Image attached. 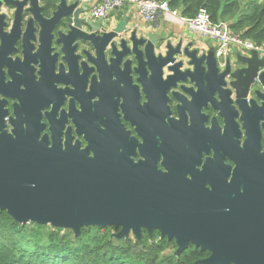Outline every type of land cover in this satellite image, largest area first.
Wrapping results in <instances>:
<instances>
[{
    "label": "flooded vegetation",
    "instance_id": "1",
    "mask_svg": "<svg viewBox=\"0 0 264 264\" xmlns=\"http://www.w3.org/2000/svg\"><path fill=\"white\" fill-rule=\"evenodd\" d=\"M40 6L39 23L29 28L19 24L16 9L0 10V120L10 132L18 115L33 121L40 112L42 137H74L83 147L114 143L136 163H155L161 176L151 181L177 189L185 205H211L216 191L224 192L227 206L264 198L263 83L256 79L246 88L242 74L233 87L232 78L220 86V75L209 71H134L133 57L130 70L117 66L102 79L92 66L59 71L63 50L78 66L87 60L84 51L95 59L96 50L72 41L70 18L57 26L48 21L51 0ZM76 29L103 44L104 28ZM105 54L109 60L110 51Z\"/></svg>",
    "mask_w": 264,
    "mask_h": 264
},
{
    "label": "water",
    "instance_id": "2",
    "mask_svg": "<svg viewBox=\"0 0 264 264\" xmlns=\"http://www.w3.org/2000/svg\"><path fill=\"white\" fill-rule=\"evenodd\" d=\"M4 6L16 9V19L19 16V24L26 28L39 23L34 11L44 9L40 0H0V10ZM88 11L79 0H57L54 5L48 21L57 26L70 18L72 41L89 43L96 50L95 59L84 51L87 60L79 66L63 50L59 71L83 72L92 66L102 79L103 71L117 66L130 70L129 57H133L134 71H209L220 75V86L229 76L233 87L239 86L242 74L246 88L256 79L264 84V58L257 51L236 52L221 68L214 47L202 50L185 39L176 43L159 39L145 27L132 25L128 16L115 26L103 19L95 21ZM78 27L93 33L104 28L103 44L98 46L94 34L81 33ZM24 58L27 61L26 50ZM12 127L10 132L0 120V210L18 224L69 230L76 238L92 227L114 228L120 240L131 235L142 240L144 230L150 235L159 231L161 239L175 241L178 257L190 245L210 252L200 264H264L263 197L249 196L242 205L227 206L224 192L216 191L211 205H185L177 189H159L151 181L161 176L155 163H136L114 143L89 142L83 147L74 137H42L45 125L40 112L33 121L19 120L18 115Z\"/></svg>",
    "mask_w": 264,
    "mask_h": 264
},
{
    "label": "trees",
    "instance_id": "3",
    "mask_svg": "<svg viewBox=\"0 0 264 264\" xmlns=\"http://www.w3.org/2000/svg\"><path fill=\"white\" fill-rule=\"evenodd\" d=\"M187 18L205 9L211 20L227 22L231 30L258 46L264 45V0H167ZM56 0H51L54 6ZM114 228H84L80 238L72 231L21 225L0 210V264H200L210 256L195 246L179 257L174 241L161 239L160 233L144 232L137 238L117 239Z\"/></svg>",
    "mask_w": 264,
    "mask_h": 264
},
{
    "label": "built area",
    "instance_id": "4",
    "mask_svg": "<svg viewBox=\"0 0 264 264\" xmlns=\"http://www.w3.org/2000/svg\"><path fill=\"white\" fill-rule=\"evenodd\" d=\"M88 6V15L95 21H109L111 14L126 6L137 9L139 16L152 28L162 23L186 27L216 49L220 67H225L226 59L235 52L250 53L257 51L264 58V45L258 46L249 39L234 33L227 22H213L205 9L194 18L183 16L179 10L170 7L167 0H79Z\"/></svg>",
    "mask_w": 264,
    "mask_h": 264
},
{
    "label": "crops",
    "instance_id": "5",
    "mask_svg": "<svg viewBox=\"0 0 264 264\" xmlns=\"http://www.w3.org/2000/svg\"><path fill=\"white\" fill-rule=\"evenodd\" d=\"M124 16L131 18L132 25L134 24L145 27L147 31L154 33V35L159 39H177V41L179 39H185V42H194L197 46L201 47L202 50H208L213 47L210 41L200 38L198 35L183 26L162 23L157 28H152L139 16L137 9L133 6H126L122 9L115 10L111 14L109 22L115 26Z\"/></svg>",
    "mask_w": 264,
    "mask_h": 264
},
{
    "label": "rangeland",
    "instance_id": "6",
    "mask_svg": "<svg viewBox=\"0 0 264 264\" xmlns=\"http://www.w3.org/2000/svg\"><path fill=\"white\" fill-rule=\"evenodd\" d=\"M244 1H248V0H244ZM163 40H165V39H163ZM174 43H176L177 42V39L176 40H172ZM116 232H114V234H115ZM117 234V233H116ZM132 238H134V237H132ZM176 250L174 249V248H168L166 251H165V253H164V255L166 256V255H171V254H174V252H175Z\"/></svg>",
    "mask_w": 264,
    "mask_h": 264
}]
</instances>
